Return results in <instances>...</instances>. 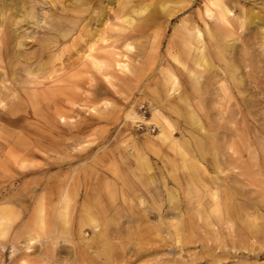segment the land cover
Here are the masks:
<instances>
[{"label":"rangeland","instance_id":"1","mask_svg":"<svg viewBox=\"0 0 264 264\" xmlns=\"http://www.w3.org/2000/svg\"><path fill=\"white\" fill-rule=\"evenodd\" d=\"M21 1L19 8L26 6L32 14L16 27L13 37H24L3 59L0 73L8 74L7 85L18 87L17 80L27 72L37 73L41 63L48 62L57 71L49 77L48 72L38 73L44 78L29 101L16 89L23 101L18 113L23 118L20 126L0 122V189L10 187L0 197L30 196V202H0V210L5 206L10 209L7 218L0 214V242L6 243L5 250H0V264H264V226L253 229L246 225L248 219L257 217L255 212L264 215V0H238L229 7L235 17L233 26L220 31L226 33L222 38L212 39L210 34L206 38L210 43L204 45L205 69L195 66L193 51L186 45H168L177 30L196 15L198 0H168L174 11L188 6L173 16H160L158 27L142 34L127 29L124 38L118 36L121 30L109 28L118 23L115 13L120 15L132 4L150 0H128L125 7L117 8L108 0H74L76 9L72 0ZM109 8L110 15L96 21ZM145 13L132 15L138 18ZM251 13L256 18L250 19ZM105 19L107 25L97 26L94 34L82 30L84 24L93 30ZM63 21L68 25L59 26ZM109 36L107 42L101 40ZM215 47L221 48L217 57ZM91 58L103 65H91ZM115 61L124 63L125 69L119 72ZM188 70L200 76H195V86L186 77ZM172 77L177 78L173 89L167 81ZM224 84L239 90L229 87L224 96L220 90ZM185 101L189 104H182ZM235 108L239 110L236 120L228 118ZM155 109L170 122L181 148L209 171L212 167L208 162L215 150L235 157L230 158L234 163L224 162L223 170L238 178L231 180L237 189L242 188L239 191L250 190L244 194L255 205L248 209L250 217L241 214L224 219L222 202L218 212H212L211 198L189 177L190 169L181 160L182 149L155 138L161 128L160 119L153 116ZM127 111L135 112L133 120L126 117ZM244 125L251 128L247 140L240 136ZM11 132L13 141L5 144ZM197 140L202 148L196 146ZM24 145L32 154L22 156ZM224 156H220L221 161ZM144 162L150 165L148 172ZM18 172L28 174L14 180ZM147 176L154 182L149 183ZM42 180L44 188L40 187ZM166 188L173 189L181 205L176 220L193 225L190 236L184 226L174 235L171 228L160 224L170 215L166 214ZM224 193L218 191L219 196ZM237 195L236 204L246 202ZM98 200L106 209L103 216L83 207L94 201L96 210ZM201 208H208V217L197 215ZM89 212L113 229L121 227L119 237L113 232L109 241L113 255L119 256L111 255L108 263L104 254L92 249V257L82 259L79 252L85 250L82 242L95 237L91 224L81 223ZM136 213L151 225L153 239L145 250L133 255L138 222L128 220H136ZM230 224L238 231L254 230L257 235H235L237 246L233 249ZM212 228L214 232H210ZM214 235L217 237L210 239ZM32 236L37 241L27 252L25 246ZM184 237L193 242L180 244ZM175 240L180 248L173 252L170 244ZM10 243L16 249L12 257ZM236 250L240 252L232 255Z\"/></svg>","mask_w":264,"mask_h":264},{"label":"bare ground","instance_id":"2","mask_svg":"<svg viewBox=\"0 0 264 264\" xmlns=\"http://www.w3.org/2000/svg\"><path fill=\"white\" fill-rule=\"evenodd\" d=\"M26 1V0H25ZM88 1L91 0H82V3H87ZM146 1V0H142ZM197 0H190V2H196ZM238 0H198V6L196 8V15L190 19L189 22H185L186 24L182 29L177 30L176 38L173 40H170L168 45H186L188 47V51H193L192 55V61L194 62L195 66L198 67L199 69L203 68L205 69L207 67V58H206V51L204 48V45H208V42L206 38L210 34V38L212 39H219L225 36V32H220L229 29V27H232L233 24L231 20H234V14L231 11V8H229L233 3H235ZM128 2V0H108L109 5H114V7L119 5L120 7H125V3ZM151 3H137V4H132L125 12L122 14L118 15L115 13L114 18L118 21L117 24H111V29H115L117 31H122V33H119L118 36L124 38V31L127 29H131L133 32H137L139 34H142L145 30L149 28H154L158 27V20L160 16H173L176 12L182 10L183 8H186L188 6V3L186 5H181V7L174 11V7L169 3L168 0H154L151 1ZM22 3L21 0H0V68H1V62L3 59H5L11 52L14 47H19L21 45V40L23 35L20 36L19 38H14V32H16V29L19 28L18 25L22 21H27L30 15L32 14V11L28 12V9L25 7L24 10L20 9L18 4ZM201 3V4H200ZM176 4V2L174 3ZM72 6L76 9V2L72 0ZM152 5V7H151ZM109 10H105L103 13H101L96 21H99L101 18H104L106 16H109L110 13ZM15 11V12H14ZM146 12V13H145ZM136 13L138 15H141L145 13L142 17H135L132 14ZM250 19L256 18L255 13L250 14ZM101 17V18H100ZM139 18H142L140 21L142 23L137 24V20ZM144 18V20H143ZM94 19V17H93ZM95 20V19H94ZM102 20L99 23H96V26L92 29H88L89 24L85 26V24L82 26V30H88L90 34L96 33L97 26H105L107 25V19L105 21ZM210 21V22H209ZM68 25L67 22H60L59 26H66ZM109 25V24H108ZM92 26V25H91ZM17 27V28H16ZM86 27V29H85ZM129 36V35H128ZM111 36L109 37H101V40L104 42H107L110 39ZM264 37V36H263ZM264 42V41H263ZM91 43V42H90ZM210 43V42H209ZM88 44V43H87ZM93 44V43H91ZM125 45H130L126 43ZM204 49V51H203ZM221 48L220 47H215L214 52L216 54V57L218 55H221ZM83 58H86L87 55L82 56ZM90 64L93 66L98 65V63L93 60L92 58L89 60ZM103 65V64H99ZM98 65V66H99ZM115 66L117 67V70L119 72L123 71L125 69V64L120 62V61H115ZM2 69V68H1ZM57 70L53 68L51 64L48 62L46 63H41L39 64L35 74H31V72H27L26 76L23 78H20L17 80L16 84L18 87H10L7 85L9 83L8 79V74L6 72L0 73V109L3 111H0V122H6L12 126H20L21 121L23 118H21L18 113L22 110L23 106V101L21 100V97L19 94H17L16 89L19 88V92H22L23 94L26 95L27 101H29V98L31 97L32 93L37 92V88L35 87L37 84H41L42 81L41 79L44 78L43 75L38 74V73H44L48 72L46 77H49L51 74L55 73ZM189 75H186V77L189 78V82L191 85L195 86V76L199 78L200 76L197 75L196 71L193 70H188ZM201 72V71H199ZM7 76V77H6ZM42 77V78H41ZM106 82L108 84H111L110 81H108V77L105 76ZM167 81L171 82V89L177 84V78L172 77L171 79H167ZM229 87L234 88L239 90L237 86H231L228 85H221L220 90L223 92L224 96L228 94V89ZM196 89V87H195ZM181 102V98L177 102ZM182 104L186 105L189 104V102L185 101L182 102ZM234 105V102L231 103ZM242 104H244V101H242ZM246 105L249 104V102L245 103ZM226 111V108H224ZM233 114L228 116V118L236 120L234 115L236 113H239V110L237 108L230 110ZM27 114V112H24ZM154 117L159 118L160 121V133L155 136L157 140L162 142L163 144L169 145L173 149H178L181 148V146L178 144V140H176L173 137V128L170 122L163 117H160L159 110L155 109L154 110ZM126 117L130 119H134L135 117V112L132 111H127L126 112ZM194 118V115H192V119ZM235 122V121H234ZM226 130H231L229 127L224 128ZM251 128L249 126H242V133L243 135L240 136H245L247 140V134L250 133ZM13 135V133H8L7 138L5 139V144H10L11 141H13V138L10 139V137ZM195 144L198 148H202V143H200V140L195 141ZM23 148V153L22 156L32 154L31 151L28 150L26 145ZM182 149V148H181ZM200 152V151H199ZM224 154V159L221 161L220 156ZM181 155V160L184 163V166L189 168V177L191 181L195 184H197L199 187L203 188L208 196L211 198L212 201V212H218L220 209L219 203H223V218L224 219H229L232 220L236 218L237 215L243 214L245 217H250L251 214L248 211V209L252 208L255 205H251L246 199V196L244 195L248 191H239L241 189H237L236 185L234 182L231 180V178L238 179L234 174L231 173H226L224 172L223 168L226 167V164L224 162H235V159H230V158H235L231 156L229 153H225L222 150H215L214 154H212V157L209 159L208 164L211 165L212 170L209 171L201 162H199L197 159H191L188 153H186L183 149L182 152L180 153ZM18 161H21V158L16 159V163L18 164ZM145 168L148 169L147 172L150 169V165L146 162H144ZM40 173H45L47 172V169H39L38 170ZM36 172V171H34ZM28 173L24 172H18L14 176V180H20L22 179L25 175ZM149 174V173H147ZM236 175H240L236 173ZM149 183L154 182L153 178H149L147 176ZM54 183V182H53ZM53 185V184H51ZM249 185V184H247ZM40 187L44 188L46 187V183L42 182L40 183ZM10 187H3L0 189V193L2 195H6ZM35 190V189H33ZM60 191V190H58ZM65 190L62 191V193ZM167 192V199H166V205H167V211L166 214L169 215V220L166 221V223H160L164 224L167 229L171 228L174 231V235L179 234V230H181L184 226L185 229L188 231V236H190V230L191 228L194 229L193 225L189 224L183 220L180 221L176 220V217L181 215V205L177 203L179 202L177 195L173 192L172 188H166L165 190ZM218 191H223L225 192L223 196H219ZM59 193V192H58ZM61 193V194H62ZM66 193V192H64ZM63 193V194H64ZM0 194V195H1ZM241 197H244L246 202L243 203L242 205L236 204L235 199L238 197V195ZM65 198V195H63V200ZM21 203V202H30V196H23L20 198H9V199H4L3 196L0 197V202L1 203ZM139 203L142 204L143 202L139 200ZM84 208H90L92 211L99 213L100 216H103L106 213V209L103 207L101 201H97V208L96 210L94 209L95 207V202L90 201L88 204L83 205ZM9 208L5 206V208L0 210V214L4 215V218H7ZM186 210L183 211L186 212ZM208 212L207 209H199L197 210V215L199 214H204L207 216L206 212ZM257 217H252L248 219L246 222V225L249 227L253 228L256 227L257 225L264 226V215H259L257 212H255ZM86 218V219H85ZM216 218L220 219V215H216ZM199 219V218H198ZM197 219V220H198ZM258 219V221H256ZM68 222V220L64 219V222ZM136 221L138 224L135 226V231L137 232V238H138V244L135 246V249L133 251V255L139 254L142 250H145L146 248L145 245H147L153 238L151 237L152 231H151V225L147 223V221H144L143 217L141 214L136 213V220L134 219H129L128 222ZM89 222L91 224V228L94 230L95 237L91 241H84L82 242V245L85 250H80L79 252L85 257H92L93 254H91L92 249L96 254H104L106 263H108V258L113 255V250L112 247L109 245L110 244V239L113 235V232L116 233V237H119V233L121 227L114 228L111 227V224L109 223H102L100 220L96 218V215L93 213H88L84 219H81V223L86 224ZM209 225V223H206ZM82 225V224H81ZM160 226V225H159ZM229 230V237H230V245L231 248L235 249L237 244L235 243V235H241V236H252V235H257V232H253L254 230H249L246 228H242V230L238 231L237 228L231 227V224L228 226ZM215 229L212 228L210 232H214ZM239 232H241L239 234ZM234 233V234H233ZM212 234V233H211ZM217 237L214 235L210 239H214ZM201 239H206V237H199ZM184 241L180 242V244L183 243V245L186 243L188 245L189 243L193 242L191 237H184ZM37 241L36 236L29 237L27 240L25 249L27 252L30 251L31 247L35 244ZM178 240H175V243L170 244V249L175 252L180 248L177 243ZM249 246V245H247ZM189 247V246H187ZM6 248V243L5 242H0V250H5ZM88 249V250H87ZM15 245L14 244H9L8 246V252L9 256L12 257L15 254ZM238 250L231 252L232 255H236ZM240 252V251H238ZM114 257H118V253H115L113 255ZM173 262H176V259H170ZM2 264V263H1Z\"/></svg>","mask_w":264,"mask_h":264}]
</instances>
